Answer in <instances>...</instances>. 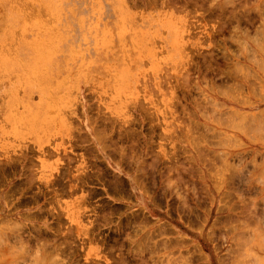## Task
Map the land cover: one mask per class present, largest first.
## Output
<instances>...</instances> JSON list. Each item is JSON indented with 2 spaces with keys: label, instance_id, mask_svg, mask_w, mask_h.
I'll list each match as a JSON object with an SVG mask.
<instances>
[{
  "label": "rangeland",
  "instance_id": "1",
  "mask_svg": "<svg viewBox=\"0 0 264 264\" xmlns=\"http://www.w3.org/2000/svg\"><path fill=\"white\" fill-rule=\"evenodd\" d=\"M0 264H264V0H0Z\"/></svg>",
  "mask_w": 264,
  "mask_h": 264
},
{
  "label": "crops",
  "instance_id": "2",
  "mask_svg": "<svg viewBox=\"0 0 264 264\" xmlns=\"http://www.w3.org/2000/svg\"><path fill=\"white\" fill-rule=\"evenodd\" d=\"M118 174L120 179L127 180L129 184V190L123 189L122 191L115 192V190H111L109 187L107 189V195L110 201L115 203V205L124 204L125 206H136L137 209L141 211V213L154 221L153 227L155 230H164V228L168 231L173 232H185L186 228H181L176 225V221L170 218V214L168 211L164 209H158V207L153 202V198L146 195L142 188L136 190L134 192L131 188V183L134 180V177L127 172H115ZM131 178V180H130ZM207 236V235H206Z\"/></svg>",
  "mask_w": 264,
  "mask_h": 264
},
{
  "label": "bare ground",
  "instance_id": "3",
  "mask_svg": "<svg viewBox=\"0 0 264 264\" xmlns=\"http://www.w3.org/2000/svg\"><path fill=\"white\" fill-rule=\"evenodd\" d=\"M21 1H22V0H21ZM28 2H30V1H28ZM22 4H23V3H22ZM20 8H21V7H20ZM23 10H24V7H23ZM25 10H26V8H25ZM34 14H35V13H34ZM43 22H44V21H43ZM121 36H122V35H121ZM121 36H120V37H121ZM12 45H13V44H12ZM1 46H2V45H1ZM3 49H4V48H3ZM6 50H7V49H6ZM11 51H12V50H11ZM1 52H2V51H1ZM13 52H14V51H13ZM5 54H6V53H5ZM7 159H8V158H7ZM11 194H12V193H11ZM9 230H10V228H9ZM16 230H18V229H16ZM16 230H15V232H13L14 235H16ZM12 231H14V229H13ZM154 231H155V230H154ZM6 232H7V231H6ZM166 232H167V231H166ZM259 232H260V231H259ZM1 235H2V234H1ZM14 235H13V236H14ZM261 242H262V241H261ZM259 245H261V247H263L262 244H259ZM1 248H2V247H1ZM10 250H11V249H10ZM20 252H21V251H20ZM20 254H22V253H20Z\"/></svg>",
  "mask_w": 264,
  "mask_h": 264
}]
</instances>
